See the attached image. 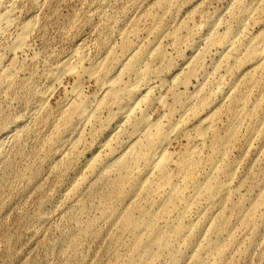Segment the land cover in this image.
<instances>
[{
	"label": "rangeland",
	"instance_id": "obj_1",
	"mask_svg": "<svg viewBox=\"0 0 264 264\" xmlns=\"http://www.w3.org/2000/svg\"><path fill=\"white\" fill-rule=\"evenodd\" d=\"M158 1L13 2L16 22L31 21L34 25L22 51H11L9 48L14 41L16 26L10 27L0 37V53L4 57V64H9L13 58L17 62L13 84L8 86L4 83L0 87V264H138L136 253L131 247L132 232L121 229L123 217H112L100 204V195L108 193V180L116 175V171L111 170L103 180L97 178V171L135 137L133 120L143 115L147 120L158 122L157 125L163 129H170L169 151L179 153L196 148L198 153L195 159L200 157L202 165L212 154L210 144L213 134L219 135L226 132V127L232 126L231 118L225 111L228 105L226 95L239 84L241 86L245 74H241L234 63H231L229 69L223 64V59L235 58L237 51L229 53L220 44L208 45V36L213 33L214 37L219 38L225 35L227 28L237 29L240 41L256 35L264 28V16L262 19L257 16V9H264V0H244L247 7L255 9L250 13L240 12L242 17H238L240 10L236 0H182L179 6L181 9H178L172 21L173 24L180 23L179 31L185 38L179 43L173 40L171 43V38L167 39L172 32V24L169 27L171 30L168 29L165 37L160 38L163 50L166 51L165 58L157 62L153 61L151 54L145 53L143 56L141 68L145 63L153 61L156 62L154 66L160 69L159 73L142 77V88L152 89L149 100L142 92L137 99L140 101H136L139 104L128 112V116L122 118L117 114L116 106L96 109L99 121L95 117L96 119H92L95 122L79 126L83 136L82 143L77 142L78 151L70 152L71 139L65 137L64 142H67L60 145L56 155L46 159L38 167L46 150L47 139L56 129L51 119L50 122L43 119L42 112H31L38 92L46 83L49 70L76 45H83L88 57L99 61L110 51H119L124 36L134 45L131 46L132 50L138 49L143 43L142 46L146 45L149 36L147 27L150 26L148 16L150 13L161 12V8L158 9V5H155ZM166 17L167 15L163 16L164 19ZM186 28H189L188 32ZM145 36L147 39L142 42L141 39ZM239 50L242 54V50ZM130 52L132 51L119 53L121 58L118 57L112 64L113 73L119 70L123 61L129 59ZM197 56L203 59L200 61L203 64L202 68H195L197 70L193 74V60ZM176 72L177 78L173 79ZM101 73L104 75V72ZM63 78L61 86L56 87L48 100L53 108L64 95V89H70L75 82L74 76L66 75ZM128 78L132 80L134 75H124L125 81ZM163 82L165 84L161 88ZM94 85L87 81L83 87L92 106L96 105V98L101 94V89ZM168 86L177 90L180 100L172 101L166 92ZM200 87L207 90L205 94L209 97L208 110L222 101V111L213 118V131H205L204 135L199 134L204 131L203 126L207 121L203 122V119L207 118L208 110L190 111L195 107L199 96L195 93ZM159 94H165V104L154 99ZM223 99H226L225 102ZM260 103L264 106V97ZM101 110H104L103 113ZM255 116L259 122L251 124V127L249 119L242 117L238 121L242 127L235 143L225 148L219 157L213 158L212 162L219 164L236 162L235 177L228 181V188L220 198L218 210L212 215L209 209L212 206H208L206 212H203L205 206L202 199L195 201L199 197L195 195V186L186 187L185 196L191 200L190 205L185 208L183 219L187 230L172 241L168 250L160 251L152 264H173L169 259L171 252L178 255V264H218L213 255L215 244V248H220L222 264L229 257L236 260L235 264H264V200L251 208V203L258 197L261 184H264V109L263 113L259 111ZM128 120L132 123L127 122ZM153 130L155 131L154 127ZM250 133L254 135L251 136ZM98 149L102 151L99 152ZM80 151L82 152L79 154ZM95 153H100L101 162H94L95 173L88 172L84 164ZM72 155L75 158L67 162L66 158L74 157ZM223 167L224 165H219L218 169ZM205 171L203 168L199 171L197 183H203ZM84 175L85 181L75 191L77 182L82 181ZM128 190L129 187H126L122 196L117 198V205L123 213L125 209L122 207L128 206L127 200H132V196L125 197Z\"/></svg>",
	"mask_w": 264,
	"mask_h": 264
},
{
	"label": "bare ground",
	"instance_id": "obj_2",
	"mask_svg": "<svg viewBox=\"0 0 264 264\" xmlns=\"http://www.w3.org/2000/svg\"><path fill=\"white\" fill-rule=\"evenodd\" d=\"M14 1L15 0H0V37L1 35L3 36V34L10 27L16 26V33L13 37L14 41L9 48L11 51H22V49L26 46L29 34L32 32L34 23L31 21L22 23L16 22L15 13L12 8ZM181 1L182 0H159L157 4H155L156 6L158 5V9L161 8V12L159 11L157 14L150 13L148 16L149 21H147L148 23L150 22V26L147 27L149 36L146 45L142 46L144 44L143 43L141 47H137L138 49L132 50L131 46L134 47V45H131L127 36H124L122 38L121 45L119 46V51H110L106 56L102 57L100 61L98 59L89 58L83 45H76L63 58L58 60L54 66H52L48 72L46 83L38 92L36 102L31 109L33 114L42 112L43 119H48L49 122V119H51L56 128H53L55 131L53 133L51 132L52 134L47 139L46 150L44 148L43 149L45 151L42 149V152L44 151V153L42 159L38 162V167L42 166L46 159H50L56 155L60 145L67 142H64L65 137H68L69 140L71 139V143L69 145L71 150L70 152H75L77 150V146L79 145L77 142H81V137L83 136L79 126L92 121V119L96 117V109L99 110V108H112L113 106H116V112L119 117L122 118L125 117L133 107H136L135 105L139 104H136V101H140L137 99L139 95H142V92L145 93L146 98L149 100L152 95V89L150 87L142 88V77H146L148 74L160 72V69H158L159 67L156 68L154 66L156 62L154 63L153 61L158 62L159 60L162 61L165 58L166 51L164 52L163 50L164 46L161 45L163 43L160 38L161 36H164V34L166 35V33H168L167 30L170 29L169 27L173 24V16L178 11ZM236 1L237 7L240 10L239 14L240 12L243 14L244 12L250 13L255 9V7H247L244 4V0ZM259 7L260 6H257V8ZM260 10L257 9V12H259L257 16L259 19H262L264 16V9L262 8ZM165 15H167V17L164 19L163 16ZM239 16H241V14L238 15V17ZM238 17L236 18L238 19ZM255 20L256 19H254V21ZM138 23H136L137 26ZM172 26V30L170 29L172 32L169 33L170 37L168 36L169 38L167 39L171 38V43L172 40L175 43H179L182 38H185L183 37V34L180 33L181 31H179L181 27L180 23L173 24ZM138 29L139 28H136L137 31ZM188 29L186 28L187 32ZM144 33L147 32L144 31ZM237 35V29L227 28L225 35L219 38L214 37L213 33L208 36V45L214 46L220 44L223 47L222 49L229 53H232L234 50L237 51L235 58L228 57L223 59V64H225L227 69H229L231 67V63H234L237 67H239L238 70H240L241 74L244 73L245 75H243L241 86L239 84L238 87L233 88L231 93L226 95L228 100L223 99V102L226 100L228 103L225 111L229 118H231L232 126H228L229 128L226 127V132L219 135L213 134L210 144L212 146V154L206 162H203V165L200 164V157L197 156V159H195V155L198 153L196 148L186 149L184 151H180L179 153L169 151L168 140L170 136V129H163L157 125L158 122L147 120V118L143 115L138 119L134 117L136 120L134 119L133 123L131 122L135 137L128 144L127 141L126 147L123 148L118 155L109 160V163L101 167V169L96 173L97 178L103 180L104 177L109 176L111 170L114 169V171H116V175L108 180V193L100 195V204L112 217H123L121 229L123 231L132 232L131 247L136 253V261L138 264H152L159 255L160 251L168 250L172 241L177 236L183 235L186 232L187 226L184 224L183 219L185 216V208L191 203V200L185 196L186 187L190 185L195 186V195L199 196L195 198V201L202 199L203 206H205L203 208V212H206V208H208V206H212L209 208L212 215L218 210L217 208L220 205V198L224 194L225 189L228 188V181L235 177L236 162H222L219 164V162H212L213 158L219 157V154H221L225 148L231 146L232 143H235L238 132L240 133L242 127H240V123L238 121H241L242 117L243 119H249L251 127V124L256 125L259 122L255 115H258L259 111L263 113L264 106H261L260 100L264 97V28L256 35H252L241 41L237 38ZM146 36L142 39L141 37L139 38L141 41L143 39L146 40ZM176 46L177 45L174 47ZM239 49L242 50V54H240ZM130 50L132 52H130L131 55L129 53V59L125 62L123 61V63L119 65V70L113 73V61L118 59L120 52ZM145 53H148L147 55L151 54L153 56V61H148L149 63H145L143 68H141ZM120 58L121 57H119V59ZM201 59L202 58H200V56L194 58L192 67L194 70H191L193 71V74L194 72L196 73L197 69L195 70V68H202L201 66L203 63L201 64V62L203 59ZM6 63L7 62L4 64V57L0 53V87L4 83L11 86L13 84V74L16 73H14L17 69L16 59L13 58L7 65ZM101 72H104V75H102ZM130 74H133L134 78L132 80H130L131 78H128L129 80L125 81L124 75L128 76ZM189 74L187 77H189ZM66 75L74 76L75 82L72 84L70 89L66 91V88L64 89V95L61 98L59 97L60 99L58 102L56 101V107L53 108L49 104L48 100L53 92H55L54 90L56 87L61 86L62 78ZM176 75L177 72L172 76V78L176 79ZM87 81H91L96 85H94L95 87L98 86L101 89L100 97L96 98L97 103L95 102V106H92L89 103L90 97L86 96L83 92L84 84ZM164 84L165 82H163L160 87L163 88ZM167 84L169 85V82H167ZM260 87H262V89H260ZM206 91L205 87H200L196 91L195 94L199 96L198 99H196L195 107L191 108L190 111L194 109L197 110V112L208 110L209 97L205 94ZM166 92H168L171 96L172 101L176 102L180 100L178 92L173 86L167 88ZM250 95L254 97V99L250 97ZM90 96H92V94ZM155 98L162 104L166 103L165 94H159L154 97V99ZM147 99L145 100L147 101ZM219 102L220 103L216 104L215 108L206 112L207 118L203 119V122L207 121V123L203 126V133L200 132L199 135H204L205 131H213V118H215V116L222 111V101ZM141 113L143 114V112ZM130 116L132 117V115ZM98 117L99 115L96 118ZM127 122H129V120ZM173 125H175V123H173ZM84 127L86 126H83V128ZM92 127L94 128V126ZM153 127L155 131L153 130ZM99 128L101 129L102 127ZM97 132L99 131L97 130ZM91 133H93V131ZM250 135L253 136L254 134L250 133ZM89 136L91 137V135ZM102 145L103 144H101V146ZM68 149L69 148H67V150ZM99 150L100 149H98V151ZM81 152L82 151L78 153L80 154ZM63 154L67 155L66 152ZM63 156L65 157V155ZM74 158L75 156H69L66 158V161H71ZM94 162H101L100 153H95L92 159L85 162L84 166L86 171L95 173ZM219 165H224V167L220 170L218 169ZM202 168L206 171L203 174V183L200 184L197 183V176H199L198 173ZM85 179L86 176H82V181L77 182L78 184L75 186V191L79 190L80 185L83 184ZM126 187H129V190L125 197L132 196V200H127L128 206L122 207L125 209L123 213L117 205V198L122 196V192ZM251 195L252 194L250 193V196ZM263 200L264 184L262 183L259 188L257 199L251 203V208L256 207ZM234 208H236V206H234ZM247 212L248 209L246 210V214ZM215 246L216 244L213 247L215 251L213 255L217 259V263L222 264L220 261V248H215ZM169 259L173 264L179 263L177 254L171 252L169 254ZM224 263L235 264L236 260L229 257L224 259Z\"/></svg>",
	"mask_w": 264,
	"mask_h": 264
}]
</instances>
